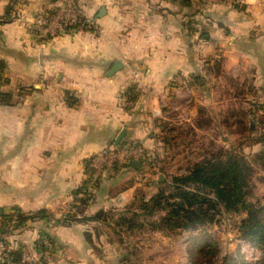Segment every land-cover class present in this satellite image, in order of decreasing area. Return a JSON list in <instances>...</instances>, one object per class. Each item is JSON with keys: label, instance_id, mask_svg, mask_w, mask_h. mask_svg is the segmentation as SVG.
Instances as JSON below:
<instances>
[{"label": "crops", "instance_id": "obj_1", "mask_svg": "<svg viewBox=\"0 0 264 264\" xmlns=\"http://www.w3.org/2000/svg\"><path fill=\"white\" fill-rule=\"evenodd\" d=\"M76 1L99 31L73 29L42 43L35 16L64 0H0V92L11 97L0 104V219L44 211L0 243L19 257L46 236V264H123L125 255L144 264L149 241L134 254L111 234L124 233L120 213L158 192L177 129L225 136L229 125L264 120L256 107L264 103V0ZM117 142L144 149L158 168L115 166L92 184L89 159ZM79 189L90 192L80 212Z\"/></svg>", "mask_w": 264, "mask_h": 264}, {"label": "trees", "instance_id": "obj_2", "mask_svg": "<svg viewBox=\"0 0 264 264\" xmlns=\"http://www.w3.org/2000/svg\"><path fill=\"white\" fill-rule=\"evenodd\" d=\"M4 69V64L0 63L2 85L6 82L3 77ZM10 103V95L0 92V104ZM256 107L264 114V103ZM259 124L264 128V120ZM256 140L264 143V131ZM151 164L152 161H147L145 167L152 168ZM120 166L127 165L118 167ZM251 174L252 166L244 156L223 149L217 154L207 155L200 161L194 162L186 172L173 176L170 181L164 180L156 194L146 201L140 199L129 205L119 214L115 224L120 231L127 233L133 232L134 228L145 227H148L147 231L150 232L177 233L213 224L217 222V215L243 210L246 212V217L241 220V229L245 238L264 250V205L245 202L246 188ZM75 195L78 201L76 208L80 212L79 210L87 205L90 192L87 189H79ZM43 213L44 211H38L26 214L16 210V219L12 223L8 215H2L0 225L6 228H0V234H6L7 231L21 226L28 219L44 217ZM100 215L109 219L111 214ZM119 242L122 243V240ZM128 260V256L125 255L123 264H132Z\"/></svg>", "mask_w": 264, "mask_h": 264}, {"label": "rangeland", "instance_id": "obj_3", "mask_svg": "<svg viewBox=\"0 0 264 264\" xmlns=\"http://www.w3.org/2000/svg\"><path fill=\"white\" fill-rule=\"evenodd\" d=\"M247 123L244 127L229 125L225 136L217 130L215 132L218 133L217 136L210 131L205 135L194 137L191 135L190 127H179L173 138L175 144L173 156L162 163L164 167L159 165L161 168L159 172L165 175L166 181H170L173 176L182 174L184 169L199 160L202 154L207 156L223 150L224 144L232 153L244 156L252 166L245 202L264 205V143L261 150H257L259 146L254 144L260 134H255L253 129L260 127L259 123L251 122L252 126L249 122ZM204 125L207 126V124ZM224 138L227 139L226 143H223ZM245 217L246 212L241 210L217 215V222L213 224L177 233L150 232L147 231L149 228L145 227L134 228L133 232L128 231V233H114L111 236L116 242L125 240L129 243L130 252L134 254L137 247L141 246V242L149 241L150 249L141 256L144 264L264 263V250L250 243L243 234L241 220Z\"/></svg>", "mask_w": 264, "mask_h": 264}, {"label": "built area", "instance_id": "obj_4", "mask_svg": "<svg viewBox=\"0 0 264 264\" xmlns=\"http://www.w3.org/2000/svg\"><path fill=\"white\" fill-rule=\"evenodd\" d=\"M207 2L237 0H205ZM33 30L42 43L48 42L60 34L73 29L98 30L94 19L90 17L82 5L76 0H64V2L51 9H42L33 20ZM139 82V81H138ZM134 99H127L124 105L131 106ZM131 160H140L141 164L152 161L153 167L158 168L154 157H150L144 149L135 145H111L102 149L88 161L90 182L96 183L104 170L119 165H128ZM12 223L16 219V211L8 215ZM8 217V218H9ZM6 220V219H5ZM24 224V223H23ZM0 264H46L52 253V242L46 236H40L36 247L22 246L20 255L15 257L7 242L0 243Z\"/></svg>", "mask_w": 264, "mask_h": 264}, {"label": "water", "instance_id": "obj_5", "mask_svg": "<svg viewBox=\"0 0 264 264\" xmlns=\"http://www.w3.org/2000/svg\"><path fill=\"white\" fill-rule=\"evenodd\" d=\"M119 67H120V63L115 62L113 67L110 69L109 74H112L113 72H115ZM115 145H118V142ZM127 164L133 168H136V169H139L142 165L140 160H131Z\"/></svg>", "mask_w": 264, "mask_h": 264}]
</instances>
